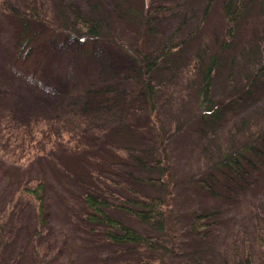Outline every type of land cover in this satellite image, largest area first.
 I'll list each match as a JSON object with an SVG mask.
<instances>
[{"label": "rangeland", "instance_id": "374dc122", "mask_svg": "<svg viewBox=\"0 0 264 264\" xmlns=\"http://www.w3.org/2000/svg\"><path fill=\"white\" fill-rule=\"evenodd\" d=\"M42 1L45 14H54L52 1ZM130 1L134 15L120 21L108 17L103 27L105 39L94 47L85 48L77 39L64 35V38L56 37L51 44L38 41L39 48L28 50V54L25 49L21 51L16 42L19 26L0 9V84L8 90L0 107V174H5L1 180L9 175L24 173V168H32L31 173L35 176L38 173L42 175L46 166L48 174L45 176L43 172L44 181L48 197L51 194L55 200L50 207L58 229L57 236L52 237L55 240L50 245L52 253L48 258L40 259L43 254L33 256L31 251H25L23 255L13 254L15 247L7 237L11 242L6 245L7 252L3 256L1 253L0 264H31L36 261L41 264H264V244H261V241L264 242V161L254 159L257 165L250 169L240 188L219 171L202 175L222 154L240 150L264 132V82L254 84L252 93L243 96L246 102L227 107L226 114L218 122L204 124L197 120L191 123L198 112V81L187 73V68H192L189 63L196 54L208 58L219 53L212 86L213 97H223L234 86L241 85L259 57L257 43L259 37L262 39L264 30V0H250L234 40L225 48L222 46L226 40L224 0H212L203 23L210 0ZM150 6L166 7V10L146 16L153 19L142 39L146 52L155 55L173 36L175 28L183 27L174 39L181 47L172 60L173 69L162 67L152 75L153 81L161 85L157 93L158 116L170 133L181 123H189L171 139L169 145L171 177L177 183L173 195L167 198L164 186L145 182L134 184V187L141 194L168 200L171 226L178 236V244L172 249L173 255L164 249L158 251L135 245H115L105 237L104 232L95 233L90 227L83 226L81 221L70 219L57 201L58 194H61L58 182L63 177L62 173L44 165L41 159L32 167H24L30 147L37 145L40 154L55 149V140L60 136L57 134L55 138L49 134L42 120L60 111L72 92L92 83L108 81L119 82L127 89L132 87L129 81L131 58L122 46L109 39L113 37L135 46L139 41L136 13ZM201 23L200 30L181 44ZM137 95L132 130L130 128L127 130L129 133L119 136L114 133L107 137L117 147H129L135 140L143 148L154 147V136L148 128L147 105L144 98ZM111 120L108 117H91L85 119V125L76 126L66 117L58 129L65 126L72 134L80 136L83 143L85 138L80 134L81 129L89 135L94 129H103L105 134L101 136L104 137L106 130L115 126ZM56 151V159L68 167V155L61 150ZM195 175L198 177L194 178ZM202 180L209 182L215 195L202 186ZM2 185L0 181V188ZM109 213L138 231L163 237L120 209H112ZM197 214L207 218L201 235L190 229ZM13 222L10 218L8 228ZM166 237L161 239L163 245ZM41 241L40 251L45 243L44 239Z\"/></svg>", "mask_w": 264, "mask_h": 264}, {"label": "trees", "instance_id": "16d2710c", "mask_svg": "<svg viewBox=\"0 0 264 264\" xmlns=\"http://www.w3.org/2000/svg\"><path fill=\"white\" fill-rule=\"evenodd\" d=\"M51 1L54 14L49 16L44 12L42 0H0L1 11L19 26L16 42L21 51L27 50L26 54L28 50L39 48L41 41L51 44L56 37L64 38V35L77 39L85 48L94 47L105 39L103 27L108 17L120 21L134 15L130 0ZM249 2L250 0L223 1L226 35L222 45L224 48L229 47L234 40L239 23L248 10ZM211 3L212 0L205 9L202 23L207 17ZM165 10L166 7L150 6L136 13L139 20V41L135 46L117 41L113 37L109 39L110 42L122 46L131 58L132 72L129 81L132 87L127 89L119 82L108 81L92 83L79 88L75 93L72 92L61 105L60 111L42 120L49 134L55 138L57 134L60 136L55 140V149L40 154L37 145L30 147L24 167H32L41 159L44 165L47 164L62 173L63 177L58 182L61 194H58L57 201L70 219L81 221L83 226L90 227L95 233L104 232L105 237L115 245H135L158 251L164 249L173 255L172 249L178 244V236L171 226L168 200L160 196L141 194L134 187V184L145 182L154 186H164L167 198L173 195L177 183L171 177L169 145L171 139L189 123H181L172 133L163 127L158 116L157 100L161 85L152 79L153 73L162 67L173 69L172 60L181 47L174 39L179 36L183 27L175 28L173 36L155 55L146 52L142 42L145 31L153 22L152 18L146 16ZM202 23L181 44L192 38L200 30ZM262 33V39L259 37L257 43L258 60L249 70L244 82L234 86L223 97L215 98L212 95L219 53H214L208 58L200 53L193 56L189 63L192 68L188 67L187 73L192 74L198 81L196 91L199 104L197 115L190 121L191 123L197 120L204 124L209 121L218 122L226 114L227 107L246 102L243 96L252 93L251 88L255 86L254 84L264 82V30ZM7 92V88L0 84V107ZM134 93L141 95L147 105L148 128L154 136V147L148 149L143 148L137 140L126 148L117 147L107 140L111 134L116 133L119 136L129 133L127 130L130 128L132 130L133 117L137 110L135 101L138 98ZM66 117L78 126H82L85 119L91 117H108L115 126L106 130L104 137L101 136L105 134L103 129H94L91 135L81 129L80 134L83 139L85 138L81 143L80 136L72 134L65 126L61 130L58 129ZM57 149L68 155V167L56 159ZM255 158L260 162L264 161V132L246 143L240 150L222 154L203 171L202 175H211L213 171H219L240 188L250 169L256 167ZM31 171L32 168H24L22 169L24 173L17 176L9 175L2 180L5 174H0V181L3 182L0 188V256L1 253L3 256V253L7 252L6 245L11 240L15 247L13 254L23 255L25 251H31L33 256L43 254L40 257L43 259L52 253L49 249L55 240L52 237L58 234L50 207L55 200L51 194L48 197L43 175L48 174L46 166L42 175L38 173L35 176ZM145 173L149 174L146 176ZM197 177L198 175L194 176ZM202 186L216 194L207 180H202ZM112 209H120L133 216L158 231L159 236L167 235L166 243L164 245L161 243L163 237L145 234L113 217L109 213ZM10 218H13L14 222L12 227L8 228ZM206 222L207 218L204 215L197 214L190 229L201 235V230L206 228ZM43 239L45 243L40 251V242ZM167 243L171 245H166ZM261 244L264 242L261 241ZM31 264L41 263L36 261Z\"/></svg>", "mask_w": 264, "mask_h": 264}]
</instances>
